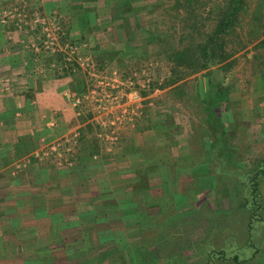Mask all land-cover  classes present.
<instances>
[{"label":"rangeland","instance_id":"rangeland-1","mask_svg":"<svg viewBox=\"0 0 264 264\" xmlns=\"http://www.w3.org/2000/svg\"><path fill=\"white\" fill-rule=\"evenodd\" d=\"M229 3L0 0V100L13 77L64 79L72 111L59 125L41 108L37 144H15L0 174V201L13 180L29 193L0 207V264H264V173L247 226L264 165V0L237 2L216 33ZM207 43L217 57L199 68ZM95 171L96 195L72 193Z\"/></svg>","mask_w":264,"mask_h":264},{"label":"crops","instance_id":"crops-1","mask_svg":"<svg viewBox=\"0 0 264 264\" xmlns=\"http://www.w3.org/2000/svg\"><path fill=\"white\" fill-rule=\"evenodd\" d=\"M13 70L15 69V66H12ZM16 72V70H14ZM13 72V75H16V73ZM15 77L11 78L12 81V87L9 88L8 94L6 93L4 98L0 100V174L5 172H8L10 170L11 164L13 160H15L16 154H15V144H22L27 145L29 148L31 146L37 144V139L40 137L39 136V125L40 120H41V108H52V109H58L59 113L62 115L59 120V125L60 124H66L68 122V118L72 115L71 114V108L66 105L64 100L60 97L59 92L62 90V87L59 88L61 81L59 80H64V79H59V80H51V79H41L38 78V80H34L30 76L28 77H23V79H19V76L14 80ZM19 82L22 83V85H26V83L32 87V90H21L23 88L21 85L19 86ZM32 83V84H31ZM31 84V85H30ZM30 88V87H29ZM22 92V93H21ZM27 96V97H26ZM1 97V96H0ZM33 97V99H32ZM1 102L3 104H1ZM11 108V109H10ZM20 110L23 113H21V116H15L12 114V112L16 110ZM27 109L30 110V113L33 117L28 116L26 114ZM6 112L8 115H4L3 113ZM3 117H7L8 119H5ZM10 118V119H9ZM42 121V120H41ZM58 123V122H57ZM37 124V125H36ZM25 137L33 138V144H28L26 143L27 140H25ZM25 147V146H24ZM14 149V150H13ZM79 173L76 176L71 175V178H74V184L78 181ZM85 175H88V177H93L92 180V188L91 186L88 187L87 189L83 190L84 185H80L82 188L81 190L79 188H76L75 190L72 191V193L75 192H80V193H88L91 194L93 192V195H96L97 192H99L96 188L95 185H98L97 182H99L102 179H106L107 174L105 172H96L95 173H86ZM7 177L10 178L9 173L6 175V180H9ZM14 179V177H12ZM11 181V180H10ZM94 183V184H93ZM11 191H10V196L11 199H5L2 197V201H0V207L3 206L4 208H12L14 210V204L15 206L21 205L23 203L24 207V201L27 199L28 201V196L29 193H21V195L17 196L15 195V190H14V180L11 181ZM76 185H79L76 183ZM7 193H9V190L7 188L6 190ZM8 197V196H7ZM6 197V198H7ZM16 198V199H15ZM61 201L59 203L63 202V198H60ZM18 202V204L16 203ZM90 200H87L89 203ZM8 205V203H10ZM100 204V202H99ZM98 204H96L95 207H97ZM79 207H77L78 209ZM76 210V208H73ZM94 209V208H93ZM88 213H92V209L89 206L87 209ZM83 211V210H82ZM75 212V211H74ZM95 212V210H94Z\"/></svg>","mask_w":264,"mask_h":264},{"label":"trees","instance_id":"trees-1","mask_svg":"<svg viewBox=\"0 0 264 264\" xmlns=\"http://www.w3.org/2000/svg\"><path fill=\"white\" fill-rule=\"evenodd\" d=\"M239 1L241 0H232V3H229V6L225 11V16L218 21L216 33L217 32L220 33L221 31L225 30L228 26H230V23L233 21V19L236 16V10L238 8L237 2ZM213 53L214 51H213L212 43H207L201 46L199 50V56L196 60V63L199 66V68H207L209 66L212 60L215 59L214 56L217 57ZM258 173H264V165L259 167L257 172L252 174V176H250L248 202L250 203V205H252L253 213L250 214V217L248 218L249 220H247V226H250L251 220L253 219L257 220L259 218V212H257L259 209V204L257 201V198L259 197V191L256 180Z\"/></svg>","mask_w":264,"mask_h":264},{"label":"built area","instance_id":"built-area-1","mask_svg":"<svg viewBox=\"0 0 264 264\" xmlns=\"http://www.w3.org/2000/svg\"><path fill=\"white\" fill-rule=\"evenodd\" d=\"M78 102V99H75V103H77Z\"/></svg>","mask_w":264,"mask_h":264}]
</instances>
